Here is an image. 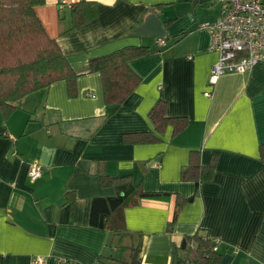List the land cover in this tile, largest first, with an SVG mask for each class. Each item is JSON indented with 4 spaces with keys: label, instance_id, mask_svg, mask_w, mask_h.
<instances>
[{
    "label": "crops",
    "instance_id": "crops-1",
    "mask_svg": "<svg viewBox=\"0 0 264 264\" xmlns=\"http://www.w3.org/2000/svg\"><path fill=\"white\" fill-rule=\"evenodd\" d=\"M76 1L44 0L35 9L80 74L74 93L61 80L23 96L6 116L0 109V264L36 257L45 264H131L133 254L139 264H173L174 247L199 230L217 243L218 264H264V62L222 75L206 96L218 54L197 23L214 21L219 11L200 19L198 0H91L96 14L73 27ZM151 12L166 32L161 48L156 36L131 34ZM139 45L151 53L130 62L141 80L107 115L101 75L87 72L89 61ZM158 100L167 117L185 119L180 129H155L149 111ZM139 132L157 140L123 141ZM192 150L203 165L213 162L211 180L180 179ZM33 162L42 171L31 181ZM99 174H129L151 194L124 209L126 233L89 223L92 199L117 193ZM190 196L169 228L177 198Z\"/></svg>",
    "mask_w": 264,
    "mask_h": 264
},
{
    "label": "trees",
    "instance_id": "trees-1",
    "mask_svg": "<svg viewBox=\"0 0 264 264\" xmlns=\"http://www.w3.org/2000/svg\"><path fill=\"white\" fill-rule=\"evenodd\" d=\"M43 3L44 0H0V109L5 116L16 107L17 100L54 82L65 81L69 94L74 93L75 81L80 74L71 68L58 43L47 34L38 18L35 9ZM95 14L94 1L80 0L70 5L73 27L83 24ZM159 51L157 49L154 53ZM149 54L147 46H126L90 59L87 72H99L101 75L107 115L125 101L141 80L131 68L130 62ZM165 105V101L158 100L149 111L155 129L161 131L167 124L173 125L175 130L180 129L185 119L167 117ZM156 140L157 137L151 132L123 134L126 143H149ZM259 149L260 158L264 161V144ZM213 170V162L203 165L199 151L192 150L180 179L198 185L211 180ZM99 180L103 186L115 184L117 193L92 199L90 225L113 234L126 233L124 209L137 205L140 199L151 194L143 191L129 174L117 178L99 174ZM192 199L193 196L177 198L169 228L174 224L180 208ZM173 255V264H218L221 258L217 243L200 230L183 236L180 244L174 247ZM131 264H139L135 254L132 255Z\"/></svg>",
    "mask_w": 264,
    "mask_h": 264
},
{
    "label": "built area",
    "instance_id": "built-area-1",
    "mask_svg": "<svg viewBox=\"0 0 264 264\" xmlns=\"http://www.w3.org/2000/svg\"><path fill=\"white\" fill-rule=\"evenodd\" d=\"M197 27L209 31L208 49L218 54L217 61L210 68L204 91L206 96L211 95L222 75L244 73L264 62V0H220L217 18L198 22ZM155 44L158 48L163 47L164 38L157 37ZM41 171V165L33 162L29 167L30 180L39 178ZM31 264L45 262L36 257Z\"/></svg>",
    "mask_w": 264,
    "mask_h": 264
},
{
    "label": "water",
    "instance_id": "water-1",
    "mask_svg": "<svg viewBox=\"0 0 264 264\" xmlns=\"http://www.w3.org/2000/svg\"><path fill=\"white\" fill-rule=\"evenodd\" d=\"M217 1V0H198L199 4H205L208 2ZM134 36H156V37H165V29L161 23L160 18L155 12L149 13L144 21L134 28L131 32Z\"/></svg>",
    "mask_w": 264,
    "mask_h": 264
},
{
    "label": "rangeland",
    "instance_id": "rangeland-1",
    "mask_svg": "<svg viewBox=\"0 0 264 264\" xmlns=\"http://www.w3.org/2000/svg\"><path fill=\"white\" fill-rule=\"evenodd\" d=\"M197 6H198L197 9L199 11L200 19H208L209 17H211V15H214L217 11H219L220 3H219V0H217V1L210 2L208 4V7H200L199 4ZM151 45H153V44H151Z\"/></svg>",
    "mask_w": 264,
    "mask_h": 264
}]
</instances>
